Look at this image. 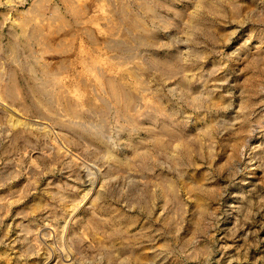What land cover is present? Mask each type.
<instances>
[{"label": "rangeland", "instance_id": "1", "mask_svg": "<svg viewBox=\"0 0 264 264\" xmlns=\"http://www.w3.org/2000/svg\"><path fill=\"white\" fill-rule=\"evenodd\" d=\"M0 264H264V0H0Z\"/></svg>", "mask_w": 264, "mask_h": 264}, {"label": "bare ground", "instance_id": "2", "mask_svg": "<svg viewBox=\"0 0 264 264\" xmlns=\"http://www.w3.org/2000/svg\"><path fill=\"white\" fill-rule=\"evenodd\" d=\"M110 27H111V26H110ZM110 27H109V28H110ZM112 30H113V29H112ZM102 76H103V75H102ZM98 81H100V80H98ZM112 86H114V85H112ZM111 89H114V88H111ZM111 91H112V90H111ZM120 95H121V94H120ZM113 97H114V96H113ZM123 106H124V105H123ZM95 136H96V135H95Z\"/></svg>", "mask_w": 264, "mask_h": 264}]
</instances>
